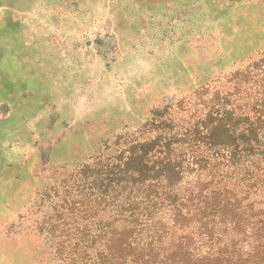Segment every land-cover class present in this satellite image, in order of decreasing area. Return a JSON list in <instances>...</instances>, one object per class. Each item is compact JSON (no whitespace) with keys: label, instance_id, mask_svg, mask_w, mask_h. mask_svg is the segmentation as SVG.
<instances>
[{"label":"rangeland","instance_id":"374dc122","mask_svg":"<svg viewBox=\"0 0 264 264\" xmlns=\"http://www.w3.org/2000/svg\"><path fill=\"white\" fill-rule=\"evenodd\" d=\"M131 1L107 0L105 15H129ZM89 2L91 8L98 4ZM191 2L200 14H190ZM62 5L67 7L66 0H0V264H61L59 244L74 240L71 230L68 237L55 231L57 214L64 215L67 229L98 226L103 214L86 213L79 204L86 190L77 169L112 159L132 143L188 128L217 101L205 100L214 87L235 70L242 72L221 87L238 113L263 93L262 66L245 69L264 56V0H182L178 6L187 15L171 21L166 32L157 28L152 54L127 67L112 58L103 69L86 62L82 82L68 69L65 51L50 46L54 31L68 26V16L57 9ZM148 6L152 11L141 14L155 15L147 17L150 24H162L166 4ZM161 34L171 39L165 51ZM19 40H42L44 50ZM13 49L40 60L33 71L42 76L41 100L39 94L18 93L19 82L5 78V63L18 59ZM144 80L145 94L129 92L132 81ZM199 87L202 93L188 99ZM155 110L163 111L164 126L151 129Z\"/></svg>","mask_w":264,"mask_h":264},{"label":"trees","instance_id":"16d2710c","mask_svg":"<svg viewBox=\"0 0 264 264\" xmlns=\"http://www.w3.org/2000/svg\"><path fill=\"white\" fill-rule=\"evenodd\" d=\"M259 66L264 56L245 71ZM241 72L214 87L205 100L217 101L183 131L77 169L79 204L103 217L67 229L55 216V231L74 240L59 244L61 264H264V87L245 113L221 87ZM160 113L151 129L164 126Z\"/></svg>","mask_w":264,"mask_h":264},{"label":"crops","instance_id":"0c3cea01","mask_svg":"<svg viewBox=\"0 0 264 264\" xmlns=\"http://www.w3.org/2000/svg\"><path fill=\"white\" fill-rule=\"evenodd\" d=\"M89 1L90 0H66V8L63 7V5L57 7L61 14L65 13L68 16V26L63 30L54 31V36H56V38L50 41L52 44H50V46H60L61 49H63L62 51H65L68 69H74V71L72 70L74 72V78L78 82H82L83 77L86 75V73L83 74V71H81L82 69H86L85 67H88L85 65L86 62L91 61L96 63L97 65L93 64L94 67L98 66L103 69L104 66L109 63V61H107L108 58L120 62L118 67H127L130 61H142V59L148 57L147 55L154 52L152 50L153 47L151 49H149V47L150 44H153L152 41L155 40V37L159 35V29L157 28H161L160 31L166 32V29L171 27V21H174L177 17L181 18V16L187 15L186 9L183 10L182 6H180L182 0H132L130 8L127 7L131 9V11L127 12L129 15H105L106 8H103V4L106 3L107 0H94V2L98 4L92 8L99 11L97 12L98 15H93L94 12L89 5ZM150 3L153 5L166 4V11L168 12L166 15L168 16H162V24H150L147 17L150 18L155 15L141 14L143 9H147L148 13L152 11L149 10L151 7L148 6ZM178 4L180 5L178 6ZM189 5L188 10L191 9V15L200 14L195 13L199 12L198 9L194 7L196 2H191ZM122 7L123 6H121V8ZM6 16L7 15H5V17ZM41 41L42 40H31V44H28L19 40L17 44H22L21 46L30 45L31 47H38L40 51H43L44 49H42ZM158 43L163 46V50L165 51L168 47L170 48L171 39H169L166 34L163 35V37L161 34ZM13 50V57L16 56L18 59L14 57L16 63H5L3 73H7V77L5 78H9L11 81L17 80L19 82L21 86L18 93L25 95L34 93L35 96L39 94L38 97L41 100L43 86L41 80L42 76L41 74L37 75L35 70L33 71L34 66L40 67V60L30 59L28 56L23 55L21 49L14 50L17 52L16 54ZM126 57H129V60H126ZM191 58L196 59V54H193ZM51 66L55 67L53 64ZM129 66L131 67V65ZM62 67H64L63 64ZM32 71L34 74L31 73ZM90 74L94 75L93 73ZM111 75L110 73V77ZM29 84L32 86L31 88H27ZM144 85L145 80L140 82L139 85H136L135 81H132L129 92L137 95L142 93L145 94L147 91ZM143 97H145V95H143Z\"/></svg>","mask_w":264,"mask_h":264}]
</instances>
